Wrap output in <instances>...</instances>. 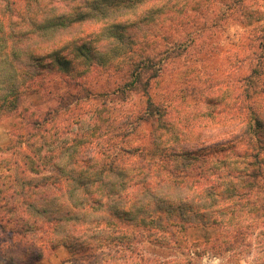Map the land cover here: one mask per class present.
I'll list each match as a JSON object with an SVG mask.
<instances>
[{
	"label": "trees",
	"instance_id": "obj_1",
	"mask_svg": "<svg viewBox=\"0 0 264 264\" xmlns=\"http://www.w3.org/2000/svg\"><path fill=\"white\" fill-rule=\"evenodd\" d=\"M190 1L0 0V119L17 113L49 74L80 88L73 98L56 95L63 112H20L13 141L0 147L6 168L0 175V264H34L61 244L82 253L76 264H193L145 256L138 243L181 244L199 225L218 228L212 247L237 246L242 254L256 248L264 264L261 71L254 68L243 79L231 116L237 132L221 143L190 146L186 131L174 126L171 103L151 96L165 61L188 44H172L158 56L141 46V31L173 10L183 12ZM148 37L157 40L152 32ZM112 68L122 77L112 93L142 86L148 95L133 124L144 132L140 139L125 140L105 102L92 106L77 127L73 114L64 113L108 96L94 95L84 81ZM11 150L18 159L3 156Z\"/></svg>",
	"mask_w": 264,
	"mask_h": 264
},
{
	"label": "rangeland",
	"instance_id": "obj_2",
	"mask_svg": "<svg viewBox=\"0 0 264 264\" xmlns=\"http://www.w3.org/2000/svg\"><path fill=\"white\" fill-rule=\"evenodd\" d=\"M151 32L157 35V40L152 43L148 37ZM141 33V46L158 56L172 44H188L182 55L165 61L163 75L151 88V96L156 101L171 103L174 126L186 131L190 138L188 144L201 147L233 138L238 127L231 116L237 110L243 79L257 68L264 80V0H191L183 12L173 10L169 18L152 27L144 26ZM162 34L166 37L160 38ZM59 76L58 73L49 74L44 88L24 96L17 113L0 119V147L6 148L13 141L18 132L15 129L22 123L20 112L36 110L45 115L56 108L63 112L56 95L64 93L66 98H73L80 93L78 86L62 84ZM86 78L84 82L94 95L103 92L108 96L100 95L79 107L72 105L70 113L64 112L66 116L73 114L71 123L77 127L82 118L88 117L92 106L105 102L111 124L117 131L119 128L124 130L125 140L140 139L144 132L141 128L136 132L133 124L137 123L136 119L147 103L148 95L143 87L112 93L122 80L121 72L116 68ZM206 97H210L211 104H207ZM69 103H72L71 99ZM13 151L5 152L3 156L18 159V154ZM5 173V164H0V175ZM217 234V227L199 225L188 229L183 244L162 246L149 240L138 244L145 256L162 260L188 258L193 264H262L256 248L254 252L242 254L237 246L230 251L212 247L209 240ZM81 254L73 255L61 244L47 250L34 264L42 261L76 264V257Z\"/></svg>",
	"mask_w": 264,
	"mask_h": 264
},
{
	"label": "crops",
	"instance_id": "obj_3",
	"mask_svg": "<svg viewBox=\"0 0 264 264\" xmlns=\"http://www.w3.org/2000/svg\"><path fill=\"white\" fill-rule=\"evenodd\" d=\"M45 263H46L45 261H44V262L42 261V262H40L39 264H45ZM46 264H47V263H46Z\"/></svg>",
	"mask_w": 264,
	"mask_h": 264
}]
</instances>
